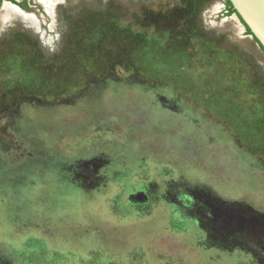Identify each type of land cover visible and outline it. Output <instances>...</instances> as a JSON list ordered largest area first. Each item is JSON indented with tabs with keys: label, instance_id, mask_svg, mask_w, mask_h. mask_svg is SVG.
Wrapping results in <instances>:
<instances>
[{
	"label": "rangeland",
	"instance_id": "374dc122",
	"mask_svg": "<svg viewBox=\"0 0 264 264\" xmlns=\"http://www.w3.org/2000/svg\"><path fill=\"white\" fill-rule=\"evenodd\" d=\"M0 7V264H264V51L226 0Z\"/></svg>",
	"mask_w": 264,
	"mask_h": 264
},
{
	"label": "water",
	"instance_id": "95a60500",
	"mask_svg": "<svg viewBox=\"0 0 264 264\" xmlns=\"http://www.w3.org/2000/svg\"><path fill=\"white\" fill-rule=\"evenodd\" d=\"M230 1L239 15L250 27L251 31L253 32L252 36H256L259 41L258 44H261L264 47V0ZM0 136L3 135L0 134Z\"/></svg>",
	"mask_w": 264,
	"mask_h": 264
},
{
	"label": "trees",
	"instance_id": "16d2710c",
	"mask_svg": "<svg viewBox=\"0 0 264 264\" xmlns=\"http://www.w3.org/2000/svg\"><path fill=\"white\" fill-rule=\"evenodd\" d=\"M13 1H14V0H13ZM226 1H227V4H228V7H229V12L237 14V15L239 16L240 20L242 21V23L245 25V27H246V29H247V32H248L249 34H252V35H253V32L251 31L250 27H249V26L247 25V23L243 20V18L239 15V13L236 11V9L234 8L232 2H231L230 0H226ZM254 38H255V40H256L257 42H259L258 39L256 38V36H254ZM260 47H261V48L263 49V51H264V47H263L261 44H260Z\"/></svg>",
	"mask_w": 264,
	"mask_h": 264
},
{
	"label": "bare ground",
	"instance_id": "6f19581e",
	"mask_svg": "<svg viewBox=\"0 0 264 264\" xmlns=\"http://www.w3.org/2000/svg\"><path fill=\"white\" fill-rule=\"evenodd\" d=\"M6 125L3 120H0V134H2L4 137L6 136Z\"/></svg>",
	"mask_w": 264,
	"mask_h": 264
},
{
	"label": "flooded vegetation",
	"instance_id": "af4514ba",
	"mask_svg": "<svg viewBox=\"0 0 264 264\" xmlns=\"http://www.w3.org/2000/svg\"><path fill=\"white\" fill-rule=\"evenodd\" d=\"M5 1H8V0H0V7L2 6V4L5 2ZM9 1H11V3H13L12 1L13 0H9ZM14 1H18V2H22L23 0H14Z\"/></svg>",
	"mask_w": 264,
	"mask_h": 264
}]
</instances>
